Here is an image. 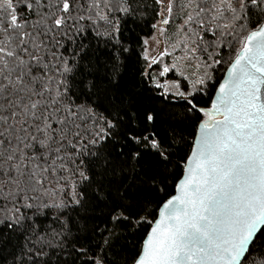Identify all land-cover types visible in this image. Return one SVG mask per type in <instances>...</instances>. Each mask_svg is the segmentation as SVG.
Instances as JSON below:
<instances>
[{"label": "snow or ice", "instance_id": "snow-or-ice-1", "mask_svg": "<svg viewBox=\"0 0 264 264\" xmlns=\"http://www.w3.org/2000/svg\"><path fill=\"white\" fill-rule=\"evenodd\" d=\"M0 264H264V0H0Z\"/></svg>", "mask_w": 264, "mask_h": 264}]
</instances>
